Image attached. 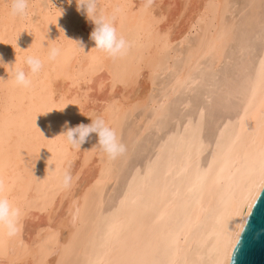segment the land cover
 I'll list each match as a JSON object with an SVG mask.
<instances>
[{
    "label": "bare ground",
    "instance_id": "obj_1",
    "mask_svg": "<svg viewBox=\"0 0 264 264\" xmlns=\"http://www.w3.org/2000/svg\"><path fill=\"white\" fill-rule=\"evenodd\" d=\"M7 4L0 0V187L21 211L15 234H0V264H106L120 250H195L211 224L205 210L233 169L235 154L226 166L219 151L214 159L216 137L226 145L240 131L241 117L250 130L259 116L261 96L252 91L259 48L252 54L241 49L256 31L261 0H97V11L112 17L129 41L126 55L115 60L91 48L93 24L75 0L51 6L29 0L34 17L27 25ZM41 40H52L59 55L44 61L28 87L15 85L7 64L25 54L43 56ZM226 59L230 65L221 69ZM240 64L245 70L237 75ZM162 101L168 119L154 121ZM201 108L203 149L189 144V134L167 140L176 133L173 118L182 133ZM87 115H101L117 131L125 145L121 155L110 160L92 147L94 133L78 150L55 136L65 126L88 123ZM155 124L165 130L157 134ZM146 132L139 157L129 160ZM243 155L241 149V164ZM65 169L73 177L68 187L58 179ZM46 204L48 212L37 211Z\"/></svg>",
    "mask_w": 264,
    "mask_h": 264
},
{
    "label": "snow or ice",
    "instance_id": "obj_2",
    "mask_svg": "<svg viewBox=\"0 0 264 264\" xmlns=\"http://www.w3.org/2000/svg\"><path fill=\"white\" fill-rule=\"evenodd\" d=\"M147 7V5H145ZM208 7H218V5H205ZM251 7V5H250ZM164 19L163 16L154 19L155 24H159ZM256 20L257 28L248 42V47L242 48L241 53L247 51L249 54L255 53L257 47L259 53L256 56V73L252 78L253 95L259 91L261 96V108L259 116L253 118V127L249 130L241 117V129L231 138L226 145L221 144V136L216 137V144L212 146L214 159L219 151L221 158L227 164L230 157L233 169L226 177L221 196L215 205L205 211L210 213L211 221L207 235H202L197 241L195 250L175 248L166 246L164 253L158 255L156 252H143L135 250H120L106 264H232L233 252L236 248L240 233L244 230L249 213L252 211L257 197L264 193V0H261L260 13ZM225 33H222L223 36ZM162 39L167 40V33L162 34ZM245 68L242 64L237 65L235 71L239 75ZM196 81H192L194 85ZM153 120L167 121L168 116L165 110V102L155 106ZM203 108L200 109L199 117L193 121L191 118L184 123V131L180 132V121L173 118L176 124V133H170L167 140L171 141L179 135L184 140L188 135L190 145L198 144L200 149L205 146L199 139L203 127ZM147 130V128L145 129ZM165 130L164 124H155V131L159 134ZM246 134V135H245ZM257 136L259 142H256ZM162 146V145H161ZM243 149V163H240L239 153ZM160 149H157L159 152ZM159 157H157L158 159ZM224 166L219 170L217 177L224 171ZM212 162H209L211 170ZM138 171V170H137ZM103 181L98 178L95 183L101 184ZM124 201L122 200L121 203ZM51 205H44L37 209L40 212H48ZM236 223L235 232L232 231L233 223ZM16 231V230H15ZM15 231L12 235L15 234ZM53 237L59 235L58 230L48 229ZM26 247V246H25ZM0 254L4 250L0 247Z\"/></svg>",
    "mask_w": 264,
    "mask_h": 264
},
{
    "label": "clouds",
    "instance_id": "obj_3",
    "mask_svg": "<svg viewBox=\"0 0 264 264\" xmlns=\"http://www.w3.org/2000/svg\"><path fill=\"white\" fill-rule=\"evenodd\" d=\"M65 2L71 4L73 0H65ZM75 6L78 12L83 9L85 19L93 24L89 32V39L94 42V46L91 48H95L104 56L113 60L126 55L129 48V41L126 40L123 35L118 34L112 17L97 11V0H75ZM7 7L9 12L13 15H24L26 9L29 7V0H8ZM59 10L57 16L61 15L62 10ZM71 40L74 46L82 51L81 42L79 40ZM42 41L43 40L40 41V47L46 48V52L43 56L25 54L14 66L13 64L16 61V57L14 62L7 64L9 65L12 82L15 85L24 88L28 87L31 84V77L41 70L44 61L54 60L59 55V47L55 44L48 43V41L52 40H48L46 44H43ZM8 75L9 72H7V76ZM87 116L89 117L88 123H77L71 127L65 126L62 131L55 136L59 135L70 147L78 150L85 139L88 138L90 134L94 133L95 143L92 147L97 148L110 160L121 155L125 151V145L120 141L117 131L109 126L101 115ZM66 124L67 122H65V125ZM58 179L64 187L70 186L73 181V177L69 174L67 169L59 174ZM20 211L21 210L8 199L4 189L0 187V234L11 236L14 233Z\"/></svg>",
    "mask_w": 264,
    "mask_h": 264
},
{
    "label": "water",
    "instance_id": "obj_4",
    "mask_svg": "<svg viewBox=\"0 0 264 264\" xmlns=\"http://www.w3.org/2000/svg\"><path fill=\"white\" fill-rule=\"evenodd\" d=\"M232 264H264V193L249 213L232 256Z\"/></svg>",
    "mask_w": 264,
    "mask_h": 264
},
{
    "label": "rangeland",
    "instance_id": "obj_5",
    "mask_svg": "<svg viewBox=\"0 0 264 264\" xmlns=\"http://www.w3.org/2000/svg\"><path fill=\"white\" fill-rule=\"evenodd\" d=\"M42 5L44 6H48V5H52L54 0H38ZM238 3V2H237ZM237 5V4H236ZM238 7H234V11L233 13H236V9ZM18 16H21V21L23 22V25H27L29 23V19L31 20L33 17H34V13H32L28 8L26 9L25 11V14L24 15H14V18H17ZM18 37V36H17ZM17 39V38H16ZM8 39H4L3 40V43H6ZM224 65H230V61H228L227 59L225 60V62L221 63L220 64V68L224 67ZM221 68V69H222ZM138 111H136V115H137ZM133 121V118H130L127 120L126 123H124L122 129H121V134H120V137H122L124 135V132L126 130V127L130 124V122ZM149 131V130H148ZM149 134V132H146L136 143L135 147H134V151L132 152L131 154V157L129 158V160H133V159H137L139 157L138 153L140 154V152L138 151L139 150V147L142 146L143 144V139L145 138V136ZM128 168H129V165H128ZM127 168V170H128Z\"/></svg>",
    "mask_w": 264,
    "mask_h": 264
}]
</instances>
